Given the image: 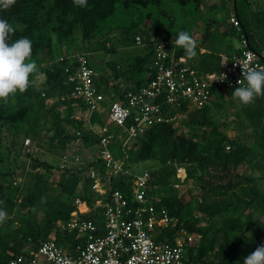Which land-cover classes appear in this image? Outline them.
I'll return each instance as SVG.
<instances>
[{"label":"trees","instance_id":"16d2710c","mask_svg":"<svg viewBox=\"0 0 264 264\" xmlns=\"http://www.w3.org/2000/svg\"><path fill=\"white\" fill-rule=\"evenodd\" d=\"M169 2L186 12L183 22L169 10ZM207 2L88 0L81 8L73 0H16L10 9L0 10V18L17 29L9 43L29 38L32 59L38 66L26 92H17L7 104L0 100V209L7 213L0 224V264H9L26 244L36 248L50 236L60 242H77L75 232L57 231L58 222L70 218L76 197L93 202V181L82 171L62 168L24 145L26 137L40 144L44 132L48 148L61 155L73 141L81 140L90 148L100 140L85 119L76 117L78 107L88 110L81 99L72 96L74 83L69 77L75 71L77 53L71 51L57 58L56 48L87 54L88 44L112 50L108 38L115 32L125 45L136 44V37L141 35L143 54L125 67L115 64L110 78L98 80L95 76L98 89L105 95L110 90L102 85L117 78L132 79V90L148 84L154 73L155 47L162 42L175 49L177 56H186L182 48L174 46L181 30L197 41V56L190 60L200 76L221 70L223 55L231 59L241 54L246 48L243 37L247 47L264 60V0H220L206 6ZM232 15L240 20L241 30L231 22ZM236 37L239 46L233 43ZM40 75L45 79L38 84ZM235 88H215L214 99L188 112L187 103L166 105L170 113L185 116L182 123L188 134L180 132L175 121H163L147 129L128 151L131 165L154 159L160 162L151 169L149 194L159 210L165 208L177 219L165 232L168 238L174 241L181 230L196 240L201 238L200 244L187 242V264H243L264 239V96L242 105L236 113L239 126L244 123L250 127L246 133L230 136L227 124L212 113L217 108L226 115L220 101L225 90L232 97ZM90 122L105 124V114L93 112ZM119 146L116 142L113 147L117 153ZM22 157L26 162L20 163ZM98 165L96 161L88 163V167ZM177 165L185 166L187 172L180 188L191 185L182 193L174 187L180 181ZM19 168L22 180L17 181ZM84 216L97 222L101 218L92 213Z\"/></svg>","mask_w":264,"mask_h":264},{"label":"built area","instance_id":"2783aa9c","mask_svg":"<svg viewBox=\"0 0 264 264\" xmlns=\"http://www.w3.org/2000/svg\"><path fill=\"white\" fill-rule=\"evenodd\" d=\"M230 20L241 30V22L235 15ZM136 43L145 45L141 35L136 37ZM242 43L246 48L241 54L231 59L222 56L221 70L200 76L185 56H177L175 49L170 50L162 42L155 47L154 73L148 84L123 90L110 99L98 89L97 74L88 55L77 53L76 68L69 77L74 83L72 96L88 106V128L100 140L90 148L78 140L88 154L67 150L62 155L61 167L82 171L93 181L90 186L93 202L76 197L70 218L58 222L57 231L75 232L77 242H60L53 236L36 248L28 243L9 264H187V242L196 238L185 230L174 241L168 238L165 232L177 219L165 208L156 207L154 197L149 194L152 170H134L137 165L129 162L128 151L147 129L182 117L180 113H170L166 105L187 103V112L203 107L214 99L215 88L239 87L238 80L245 83L238 63L250 61L253 66H264L262 56L247 47V39L243 37ZM95 111L105 114V124H91ZM116 142L120 144L118 153L113 149ZM30 143L31 138L27 137L25 146ZM93 161L100 166L88 167ZM176 176L180 181L174 186L179 188L187 176L185 166L177 165ZM88 213L101 217L100 222L84 216ZM261 243L264 245V239Z\"/></svg>","mask_w":264,"mask_h":264},{"label":"clouds","instance_id":"9594fccd","mask_svg":"<svg viewBox=\"0 0 264 264\" xmlns=\"http://www.w3.org/2000/svg\"><path fill=\"white\" fill-rule=\"evenodd\" d=\"M15 2L16 0H0V10L10 9ZM87 2L88 0H73V4L81 8L86 7ZM16 30L8 20L0 18V100L5 104L10 97L14 99L17 92H26L31 84L30 76L38 72L37 63L32 59V41L21 37L9 43L10 36ZM174 46L182 48L189 59L197 56V41L188 31H179ZM238 64L242 67L246 83L242 84L238 80L240 86L234 89L232 97L242 105H249L256 97L264 96V66H253L250 61ZM223 79H226L224 74ZM6 219V211L0 209V224ZM243 264H264V245L257 246L244 258Z\"/></svg>","mask_w":264,"mask_h":264},{"label":"rangeland","instance_id":"374dc122","mask_svg":"<svg viewBox=\"0 0 264 264\" xmlns=\"http://www.w3.org/2000/svg\"><path fill=\"white\" fill-rule=\"evenodd\" d=\"M167 6L171 12L179 16L178 17L179 21L183 22L182 19H185V16L183 15H185L186 12L182 11L180 7L173 2H169ZM225 13L227 12H223V15H225ZM191 18L192 17H189L188 19H191ZM190 22H192V20H190ZM118 34L119 32H115L113 34V37L108 38L109 43L113 44L112 50L109 48H104L103 45H100L102 47L98 48V47H92V45L88 44L87 51L85 50V52L87 53L90 63L95 69L97 75L106 74L108 72H111V68H113L115 64L122 65L123 67H125L130 60H133L134 57H136L137 55L143 54L145 52V46L143 45H139L137 43L134 45H125L124 43L120 41V38H118V36H120ZM233 43L235 46H239L240 45L239 38L238 37L233 38ZM65 49L56 48L57 58L61 57L65 53H70L71 51H72L71 53H78V51H74L70 49H67V51H65ZM44 79H45V76L40 75L37 79L38 84L43 82ZM220 102H222L223 104V108L221 110H226V113H225L226 115H222L221 112H219L217 108H213L212 113H214L215 116L218 117L219 122H225L227 124L226 132L230 136H235V135H239L242 133H246L247 131L250 130V127L247 124L241 123V125L239 126L236 113L237 111H239L238 109L242 107V104H240L238 100L233 99L232 97L228 96L225 90V97L222 98ZM48 103L49 104L52 103V100H49ZM184 118L185 116H182V118H179L176 121V125L179 127L180 132L182 131L184 133H187V128L182 123V120ZM26 138H24V145H25ZM46 139H47V136L45 135L44 132L42 133V139L40 140V144L34 142V140L31 138L30 145L28 147L26 146L27 150L28 151L37 150L39 152V155L43 157L44 159L50 162H53L56 165H60L62 162V155L64 153H62L61 155H57L56 151H51L48 148ZM76 147H78L75 149L76 152H79V153L83 152L84 155L88 154V151L85 150L83 146L82 147L76 146ZM79 147H81V149ZM23 162H26V161H25V158L22 157L20 163H23ZM27 164H30V163L27 161ZM159 165H160V162L154 159V160H148L145 162H141L133 169L136 170L137 172H141L145 168L153 169V168H157ZM21 171H22L21 168L17 170V176H18L17 181L22 180ZM188 186H191V185L185 184L182 188L180 187L178 188L176 186L174 187L177 188L179 193H182L187 189ZM160 191L162 192L163 189H161ZM52 238L53 236L49 237V239H52ZM196 241L198 242V244H200L201 238H198Z\"/></svg>","mask_w":264,"mask_h":264},{"label":"crops","instance_id":"0c3cea01","mask_svg":"<svg viewBox=\"0 0 264 264\" xmlns=\"http://www.w3.org/2000/svg\"><path fill=\"white\" fill-rule=\"evenodd\" d=\"M217 1L220 3V0H208L206 6H209V5H211V4H213L214 2H217ZM192 33H193V35H196L197 34L196 29H194L192 31ZM205 50L206 49L202 48V51H205ZM187 60H188V63L190 65H192L191 60L189 58H187ZM112 70L113 69L111 68V72H108L106 74L97 75V77L99 78L98 80H100V78L104 77V76L110 78L111 74L113 73ZM207 73H209V72H207ZM207 73H205V74H207ZM102 87H103V89L110 90L109 93L106 94V96L110 99L112 97H117L118 95H120L123 92V90H132V89H134L133 88L134 87V81L132 79L126 80V79H123L121 77V78H117V79L112 80L111 84H109V85L103 84ZM130 88H132V89H130ZM87 115H88V111L87 110H83L80 107L77 108L76 117L85 119L86 120V125H88V123H89ZM76 146H81L82 147V143L80 141H73L72 143L69 144L67 150L76 152L75 149L78 148ZM81 147H79V148L81 149Z\"/></svg>","mask_w":264,"mask_h":264}]
</instances>
